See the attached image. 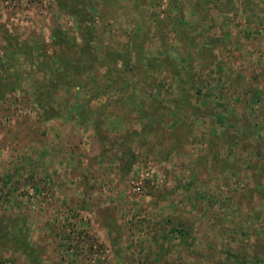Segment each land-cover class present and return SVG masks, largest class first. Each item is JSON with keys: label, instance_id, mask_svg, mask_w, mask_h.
<instances>
[{"label": "rangeland", "instance_id": "374dc122", "mask_svg": "<svg viewBox=\"0 0 264 264\" xmlns=\"http://www.w3.org/2000/svg\"><path fill=\"white\" fill-rule=\"evenodd\" d=\"M0 264H264V0H0Z\"/></svg>", "mask_w": 264, "mask_h": 264}]
</instances>
